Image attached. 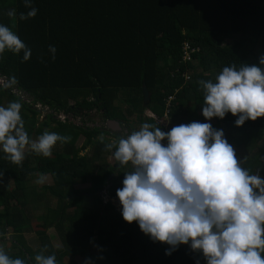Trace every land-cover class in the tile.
<instances>
[{"label": "trees", "instance_id": "trees-1", "mask_svg": "<svg viewBox=\"0 0 264 264\" xmlns=\"http://www.w3.org/2000/svg\"><path fill=\"white\" fill-rule=\"evenodd\" d=\"M32 5L38 10L36 16L21 21L19 14L29 11L24 0H0L2 25L10 27L31 49L27 61H23V52L0 55V78L29 98L31 105L61 113L68 120L79 118L80 123L74 126L71 121L66 124L45 118L36 125V110L10 94L8 88L0 89L8 104L16 101L22 105L20 114L31 139L45 130L71 137L68 143L58 142L54 147L60 151L39 169L40 175L50 178V184L41 190L55 200V205L36 218L44 227L54 229L60 246L52 247L45 231L40 230L35 233L38 251H32L23 237L29 219L24 214L28 210L25 180L35 170L29 166L27 155L22 166H17L6 159L0 147V240L3 231L10 228L15 250L7 254L34 264V257L46 247L44 254H54L57 264L65 256H81L89 264H206L202 252L191 250L190 245L172 250L167 244L153 242L137 222L123 220L110 200L117 199L124 174L132 168L119 167L116 161L114 167L94 170V164L104 156L113 157L115 149L106 151L105 137L109 134L86 127L83 117L72 111L94 109L106 121L123 124L132 132L136 130L129 124L132 118L136 117L140 129L144 111L164 113L169 97H174L170 118L177 117L174 106L178 102L191 103L193 111L201 110L203 90L198 81L215 82L225 66H260L259 59L264 56V0H32ZM11 9L17 14L15 27L7 15ZM185 42L199 48L193 55L195 65L181 62ZM49 46L56 48L54 60ZM143 85L149 94L146 104ZM119 94L126 96L121 102L124 111L115 105ZM68 101L73 102L72 111ZM237 118L228 113L223 120H213L215 126L223 128L229 144L256 150L242 167L250 172L259 170L264 178V146L257 148L264 140V117L247 120L240 127L235 125ZM198 122L207 120L202 115ZM146 123L155 124L152 119ZM50 124L54 125L51 129ZM79 137L83 143L76 148ZM111 137L118 142L120 136ZM87 147H91L90 156L79 157ZM74 180L89 188L73 189ZM10 181H14L12 186ZM79 193L91 195L93 204L74 205L73 197ZM105 196L109 201H103ZM92 246L97 254L91 253ZM166 251L171 254L165 255Z\"/></svg>", "mask_w": 264, "mask_h": 264}, {"label": "clouds", "instance_id": "clouds-1", "mask_svg": "<svg viewBox=\"0 0 264 264\" xmlns=\"http://www.w3.org/2000/svg\"><path fill=\"white\" fill-rule=\"evenodd\" d=\"M24 7L29 11L20 13L19 20L36 16L32 0H24ZM7 15L15 27V10ZM5 51L23 52V61L31 56L18 35L0 24V55ZM48 51L54 60L55 46ZM259 65L225 66L215 82L198 81L205 120H223L231 113L238 116L235 125L240 127L247 120L264 117V56ZM21 108L16 101L0 106V147L11 163L22 166L26 151L50 158L58 142H70V136L48 131L31 139ZM100 139L103 142V136ZM117 139L105 144V150L115 149L113 159L119 167L130 164L132 168L116 191L126 223L137 222L143 234L172 250L190 245L191 250L202 252L206 264H264V178L241 166L222 129L193 121L164 132L144 123ZM164 140L166 146L161 143ZM45 251L46 247L34 257V264H57L56 256ZM0 264L29 262L10 257L0 247Z\"/></svg>", "mask_w": 264, "mask_h": 264}, {"label": "rangeland", "instance_id": "rangeland-1", "mask_svg": "<svg viewBox=\"0 0 264 264\" xmlns=\"http://www.w3.org/2000/svg\"><path fill=\"white\" fill-rule=\"evenodd\" d=\"M195 63L196 62L193 60L191 64L195 65ZM3 88H8L9 89L8 91L10 94L14 95L16 98H19L20 101H22L26 106H30L31 108L36 110V116H35V119L37 121L36 125H39L40 123H42L45 120V118H53L57 122L66 123V124H70L72 122V125L74 126H78L80 123L79 118L74 119V120H68V118L63 116L61 113L55 114V113L50 112L48 109H40L39 105L37 104H33L34 106L31 105V101L29 100V98L23 96L22 94H18V91H16V89H13L12 87H8L6 83H4L3 85L2 82H0V89H3ZM125 98L126 96L124 94H119L117 97V101L115 102V105L117 107H122L123 111L126 108L121 104V102ZM8 102H9L8 97L5 96V94H2V92L0 91V106L7 107ZM170 105L165 104V112L164 113L160 112L157 115L152 114L148 112L147 110H145L144 118L142 119V124L146 123L148 119L152 118L155 124L163 128L165 132H168L174 126H177L180 124H189L193 121H198L200 117L202 116V109L199 111H193L192 110L193 105L191 103L186 104V103L178 102L174 106L177 109V117L170 118L169 117ZM72 106H73V102L68 101L67 107L68 109H71V111L73 109ZM72 113L77 114V117L82 116L86 127L88 128L94 127L100 133H104V132H106V134L108 133L109 136L106 135L107 137H105V140L108 143L115 141L111 137L112 134H116L117 136H120V137H126L127 135L131 134L130 131H127L125 126L123 127L121 126L120 132H113L112 130H109L108 124L106 120L102 117L101 112L99 113L95 111L94 109L90 110V112H78L76 109H73ZM130 121L131 123L129 124L131 126H135L136 130H139L138 129L139 125L136 122V117L132 118ZM206 123H210L211 125H214L215 121L212 118L211 120H207ZM53 127L54 125L50 124V129ZM214 127L216 130H221V129L223 130V128L219 126L214 125ZM45 131H48V130H45ZM223 133H225L224 130H223ZM37 138L38 137H33L32 139L35 140ZM82 143H83V138L79 137L75 142V147L76 148L81 147ZM161 143L166 146L167 140H164ZM232 146L235 150V154H236L238 161H240L241 163V166L244 161L252 158V156L256 152L254 148L249 149V148L236 147L234 145ZM262 146H264V140H262L261 142L257 144V148H261ZM59 151H60L59 147H54L52 149V156L50 158H45L42 155H38L30 151H26V154H25L29 157V166L31 168H34L35 170V172L26 176V180H25V186L27 188L25 197H26V200L28 201V208H27L28 210L27 211L24 210L25 211L24 214L28 216L29 219L27 221V228L26 227L24 228L26 232L23 234V237H24V240L26 241L25 242L26 245L32 251H38L40 248V243L37 240V236L35 234L36 231H40V230L45 231V234L48 237L49 242L52 245V247L55 248V247L60 246V242L58 238L56 237L54 229L52 227H44L42 221L36 218L38 215L43 213L47 207H52L55 205V200L49 195L42 192L41 190L42 186H46L50 184V178L49 176L40 175L39 169L44 167L45 163L48 160L49 161L53 160L54 154ZM90 153H91V147H87L85 148V150L79 152L78 156L88 157L90 156ZM115 162L116 161L113 159L112 156H104L98 162L94 164V170L100 167H104V168L114 167ZM261 164L264 167V158H262ZM126 168L127 169L131 168V165L129 164V166H127ZM251 173L252 174L258 173L261 177H263V175L260 173L259 170L252 171ZM13 184H14V181L13 182L10 181L8 183V185L10 186H12ZM72 186H73V189L77 191H82L84 189L89 188L88 184L81 183L79 182V180H74ZM73 201H74L73 202L74 205H81V206L89 207L93 204L94 199L91 195H84V194L79 193L73 197ZM103 201L104 202L109 201L108 197L105 196L103 198ZM110 201L118 211L120 212L122 211L121 205L118 199H111ZM2 227H3V221L0 219V231H2L3 229ZM2 235H3V238H1L0 240V247H2L6 253L15 252V250L13 249V246H11V243L13 240V234L11 232V229L10 228L5 229ZM91 253L97 254V250L95 246H92ZM85 261H86V258L81 257V256H74V257L65 256L62 259L61 264H70L71 262H74L75 264H85Z\"/></svg>", "mask_w": 264, "mask_h": 264}, {"label": "built area", "instance_id": "built-area-1", "mask_svg": "<svg viewBox=\"0 0 264 264\" xmlns=\"http://www.w3.org/2000/svg\"><path fill=\"white\" fill-rule=\"evenodd\" d=\"M198 52H199L198 47H194V46L190 45L188 42H185L181 48V62L182 63H192L194 60L193 55L198 53ZM185 79L187 80L188 77L185 76ZM0 82H2L3 85L5 83L3 78H0ZM173 101H174V97H169L165 103L170 105L171 102H173Z\"/></svg>", "mask_w": 264, "mask_h": 264}, {"label": "water", "instance_id": "water-1", "mask_svg": "<svg viewBox=\"0 0 264 264\" xmlns=\"http://www.w3.org/2000/svg\"><path fill=\"white\" fill-rule=\"evenodd\" d=\"M142 97H143V102L144 104H146L149 101V94L145 88V86L143 85L142 88ZM108 124V129L112 130L113 132H119L120 131V124H118L117 122H107ZM111 177L108 178V181L110 180Z\"/></svg>", "mask_w": 264, "mask_h": 264}, {"label": "crops", "instance_id": "crops-1", "mask_svg": "<svg viewBox=\"0 0 264 264\" xmlns=\"http://www.w3.org/2000/svg\"><path fill=\"white\" fill-rule=\"evenodd\" d=\"M2 17L3 16H2V13H1V10H0V24H3V21H4V19Z\"/></svg>", "mask_w": 264, "mask_h": 264}]
</instances>
